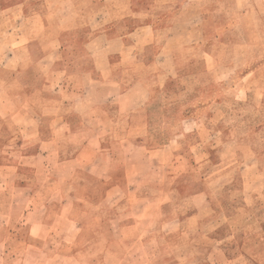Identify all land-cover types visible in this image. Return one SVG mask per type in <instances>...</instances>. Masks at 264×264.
<instances>
[{
	"label": "crops",
	"instance_id": "crops-1",
	"mask_svg": "<svg viewBox=\"0 0 264 264\" xmlns=\"http://www.w3.org/2000/svg\"><path fill=\"white\" fill-rule=\"evenodd\" d=\"M67 1L87 7L82 12L81 8H74L71 16L64 8L58 16L53 0H21L13 12L0 7V19L5 21L8 16H14L13 22H18L21 16L22 23L21 29L7 28L0 33L12 37L6 45L0 39V72L10 71V77L0 79V90L11 86L13 104L11 111L0 109V118L12 123V134L15 129L18 133L30 131L23 128L30 116L22 115L17 96L25 86H31L22 77L28 73L37 76L33 79L35 87L27 95V106L35 105L31 95L37 93L45 101L43 115L58 108L50 124L51 130L53 133L60 130L62 138L66 139L65 145L75 149L70 158L71 170L62 177L43 179L46 185L60 181L48 194L45 191L49 196H53L52 191L58 194L61 188L63 190V183L77 179L75 173L81 169L85 170V175L78 178L80 184H84L85 177L108 181L102 196L105 199L109 197L113 202L115 196H136L139 188L133 186L132 180L142 184V175L129 177L131 162L127 144L141 152V157L148 153L152 157L157 152L167 155L155 157L145 165L144 177L154 173L157 167L164 171L161 177L153 176L150 183L157 185L152 193L156 201L153 208L148 210L141 206L146 201L141 198L127 208L139 215L134 220V223L139 222L140 235L135 244L146 249L147 244L152 243L161 250L148 260L163 262L165 256H174V251L166 248L165 252L164 245H155L158 244L155 228L161 226L165 218L162 209L176 202V185L181 176L190 175L189 171L201 174L205 170L204 166L211 161L212 148L218 155L221 153V157L226 146H231L234 153H242L237 157L241 159L239 169L243 176L251 168L248 172H252L251 181L264 183V174L257 178L253 171L264 162V0H101L99 9H104L106 16L96 13L97 4L92 0ZM136 1L143 6L136 8ZM59 4L63 5L62 1ZM85 27L88 29L79 42L80 32ZM21 38L23 47L20 48ZM68 47L76 49L79 59L67 60ZM169 80L188 95L187 101L180 105L188 108L180 110L176 105L168 113L161 110L158 117L163 125L169 124L166 117L178 122L165 142L158 146L136 143L148 132L139 112L160 104L167 97L164 92ZM199 85L201 87H197ZM123 114L130 115L124 134L105 145L101 140L104 126H112L114 117ZM187 134L193 136V141L185 146L183 139ZM52 142L51 138L44 141L47 146L53 145ZM117 144H121L122 149L117 151ZM37 154L33 155V161ZM118 160L121 166L116 167ZM199 178L205 180V184L189 193L194 204L197 203L194 199L205 201L209 190L213 189V179ZM216 179L222 181V178ZM255 189H250L251 195L264 194L263 187ZM67 196L75 195L70 192ZM201 206L196 205L195 210L183 217L177 209L172 217L178 220V233H183L187 239L198 232L201 219L208 215L205 210L203 214ZM141 209H147L146 216H155L145 225L147 218L142 223ZM221 224H211L204 232L205 237L212 240L218 236L215 230ZM114 227L111 226V237L101 254V262L100 257H96V264L140 261L133 256L134 251L129 252L124 247L120 252L125 242L115 234ZM148 232L152 235L146 237ZM96 245L93 242L94 248ZM96 253H99L98 248ZM210 255L211 248L206 253L208 259ZM247 255L259 263L255 254ZM177 258H168L169 264H185L183 259L190 263L196 261L195 252Z\"/></svg>",
	"mask_w": 264,
	"mask_h": 264
},
{
	"label": "rangeland",
	"instance_id": "rangeland-1",
	"mask_svg": "<svg viewBox=\"0 0 264 264\" xmlns=\"http://www.w3.org/2000/svg\"><path fill=\"white\" fill-rule=\"evenodd\" d=\"M20 1L0 0V7L13 12L16 11ZM61 1L63 5L59 4ZM92 1L97 4L94 7V9L98 8L96 13L99 16H106L105 10L99 9L101 0ZM53 2H55L53 7L57 9L58 16L61 15L60 10L62 8L67 10L69 16H71L74 8H81L82 12L87 7L86 5L77 6L74 3H68L67 0H53ZM134 4L136 8L143 6L137 1ZM231 6H229L230 11L232 10ZM28 8L32 9V6ZM91 13L92 11L88 12V15ZM8 17L5 21L0 19V33L7 28H22L21 16H18V22H13L12 18H16L14 16ZM87 29L85 27L84 30H81L79 42H82L81 40L84 38L82 36L86 34ZM2 34L0 39L6 45L12 37L6 36L5 33ZM21 47H23V38L20 39ZM76 53L75 48L68 47L67 60L79 59ZM8 77H10V71L3 70L0 72V79L5 80ZM22 78L31 86H25L26 89L19 92L17 101L22 115L26 118L28 114L30 116L29 120L27 118L29 122L25 121L27 124L23 127L30 131L18 133L15 129L14 134H12V123L0 118V264H96V257H100L101 262V254L111 237L112 225H115L113 228L115 234L117 233L125 242L120 252H123L125 247V250L129 249V252H136L133 256L140 259V261L136 260L134 262L124 260L121 264L135 262L169 264L171 260L168 258H185L188 253L191 254L192 252H195V262L190 263L187 259L181 261H185V264H257V261L247 255L255 254V259L260 264H264V194L251 195L250 192V189L261 187L264 191V186H262L264 183H259L257 180L255 182L251 181L252 172L248 174L249 170H252L251 168L247 173L244 172L243 176L242 170L239 169L241 159L237 157L242 153H234L231 146L223 148L224 157H221V153L218 155L216 150L212 148L210 152L211 161L204 166L205 170L201 174L189 171L191 176L186 173L177 182L176 202L163 207V218H165L161 226L158 225L155 228L158 242L155 245L157 247L161 244L164 245L165 247L162 246V249L165 252L166 248H168L167 251L171 248L174 251V256H171V254L165 256L163 262L148 260L161 250L153 246L152 243H148L146 249H141L137 246L139 244H135L140 235L139 222L134 223V220L139 215L136 212H131L130 209L127 211V208L137 204L139 198L143 201L146 200L144 204L141 203V206L148 207V210L153 208L156 201L152 193L155 192L157 185H151L150 183L153 182V176L161 177L164 171L161 167H157L154 173L147 174L144 177L147 171L145 165L149 163V160H154L155 157L162 156L163 158L167 155L157 152L152 157L148 156L149 153L146 157H141V152L135 151L131 148V145L127 144L129 150L127 155H130L131 162L129 177L132 178L136 174L142 175V184L132 180L133 184L135 183L133 186L139 188V194L136 196H115L113 202L109 197L108 200L103 198V191L108 181L92 180V177H85L84 184H80L78 178L85 175L84 169L75 173L77 179L63 183V190L61 188L58 194L52 191L53 196L47 195L50 190L60 185V181L55 185H46L43 179H46L47 176L48 179L55 176L62 177L65 172L71 170L73 163H71L70 158L75 149L65 145L66 139L62 138L60 130L58 133L56 131L53 133L51 130L50 124L58 108H51L53 111L43 115V112H45L44 106H46L44 105L45 101L41 100L37 93L31 95L35 105L27 106V95L35 87L32 86L36 84L33 79L37 76L34 77L28 73ZM173 83V80L168 81L167 89L164 92L167 97L162 99L160 104H154L150 108H144L143 111L139 112V116H141L139 118L146 122L148 132L146 135H141L135 141L136 143L143 144L145 142L151 146H158L165 142L177 127L178 122L173 120L175 118L170 120V117H166L169 124L163 125L160 121L161 118L158 117L161 110L168 113L176 105L180 110L188 108V106H180L182 102L187 101L188 95L183 92L180 86ZM197 87H201V85ZM11 93V86L0 90L1 110H13ZM62 112H65V109H62ZM114 119L113 125L104 126L106 128L101 132V140L105 145L109 144V141L115 137H122L125 132L124 128L129 125L130 115H117ZM173 124L176 126L173 127ZM12 137L14 138L11 141L9 138ZM48 138L53 140V145L48 144L47 146L44 143V141L49 140ZM7 140L10 141L7 142ZM183 140L186 146L193 141V136L187 134ZM115 148L118 151L122 149V146L117 144ZM36 153L39 154L36 155V159L33 161V155ZM245 154L247 156L249 153L246 152ZM145 159L147 161H144ZM119 162L118 160L116 167L121 166ZM262 167H264V162L258 165L257 171L253 169L257 178L264 174ZM199 176L206 178V181L210 178L213 179L211 182L213 189L209 190L205 201L201 202L194 199L197 201L194 204L192 198L189 197V193L201 189L205 184V180L199 178ZM216 178H222V181ZM257 190L255 189V191ZM70 192L75 196H67ZM62 196H65V198L63 197V203L61 202ZM180 196L182 198H179ZM135 200L137 201L135 202ZM91 201H93V204H91ZM200 204H202V212L205 210L208 215L201 219L198 232L187 239L183 233H178V220L172 219V217L177 209L180 210L179 215L183 217L195 210V206ZM147 209H141L143 211L142 223L147 218L144 225L149 221L151 222L155 217L152 215L146 216L145 211ZM217 223H222L221 227L219 226V229L215 230L218 236H214L212 240L205 237L204 232L208 227ZM128 224H132V226H128ZM241 224H243L242 227H237ZM227 231L229 233L226 234ZM151 235L150 232L146 233V237ZM242 237L246 238L242 239ZM93 242L97 243L95 248ZM173 244L175 247H172ZM97 248L99 253H96ZM209 248H211L210 259L206 256ZM118 262L105 261L106 264H117Z\"/></svg>",
	"mask_w": 264,
	"mask_h": 264
}]
</instances>
